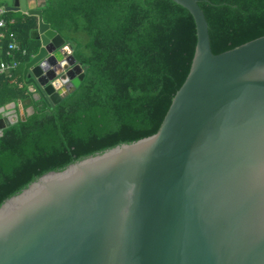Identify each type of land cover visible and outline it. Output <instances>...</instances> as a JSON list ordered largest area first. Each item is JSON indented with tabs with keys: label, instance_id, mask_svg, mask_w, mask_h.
Segmentation results:
<instances>
[{
	"label": "water",
	"instance_id": "95a60500",
	"mask_svg": "<svg viewBox=\"0 0 264 264\" xmlns=\"http://www.w3.org/2000/svg\"><path fill=\"white\" fill-rule=\"evenodd\" d=\"M171 1L192 16L196 46L158 131L6 199L0 264H264V36L214 55L197 0ZM5 7L37 18L22 78L54 107L81 66L34 0ZM17 121L0 118V135Z\"/></svg>",
	"mask_w": 264,
	"mask_h": 264
},
{
	"label": "trees",
	"instance_id": "16d2710c",
	"mask_svg": "<svg viewBox=\"0 0 264 264\" xmlns=\"http://www.w3.org/2000/svg\"><path fill=\"white\" fill-rule=\"evenodd\" d=\"M197 2L214 55L264 36V0ZM11 15L5 12L0 61L19 67L0 75V109L21 103L24 120L0 135V205L49 171L155 134L196 46L192 16L171 0H46L44 23L64 39L84 74L73 93L50 107L21 76L38 51L29 36L37 18Z\"/></svg>",
	"mask_w": 264,
	"mask_h": 264
},
{
	"label": "crops",
	"instance_id": "0c3cea01",
	"mask_svg": "<svg viewBox=\"0 0 264 264\" xmlns=\"http://www.w3.org/2000/svg\"><path fill=\"white\" fill-rule=\"evenodd\" d=\"M13 1L14 0H0V7H2L4 9L3 19H4V16H5V12H7L5 5L10 7V6L13 5ZM34 1L36 2V8L38 10L42 11V8L45 7L46 0H34ZM8 13H12V15H11L12 18H15V17L17 18L20 15H26V14H22L21 12H8ZM26 16H28V15H26ZM31 41H34V40H31ZM35 42H36L37 47L39 48V43L37 41H35ZM22 71H23V68H22ZM22 71H21V76H22ZM22 80H23V78H22ZM28 89H29L30 92L33 93V89L31 87H28ZM33 94H34V97H35L36 96L35 93H33ZM31 113H32V109L31 108L27 109V114H31ZM21 116H24L23 107H22L21 103H14L13 102V103H10L9 105H7V106H5V107L0 109V118H2V117L11 118V120L14 121L15 117L17 119H21Z\"/></svg>",
	"mask_w": 264,
	"mask_h": 264
},
{
	"label": "built area",
	"instance_id": "2783aa9c",
	"mask_svg": "<svg viewBox=\"0 0 264 264\" xmlns=\"http://www.w3.org/2000/svg\"><path fill=\"white\" fill-rule=\"evenodd\" d=\"M4 9L0 7V46H1V30L5 28V20L3 19ZM8 37L10 38V44L8 46L9 51H14L17 49L16 44L14 43V35L9 34ZM68 53L69 51L66 50ZM21 54H25V50L21 51ZM19 67V62L16 60H11L8 62L0 61V75L1 74H8L10 75L14 70H16Z\"/></svg>",
	"mask_w": 264,
	"mask_h": 264
}]
</instances>
